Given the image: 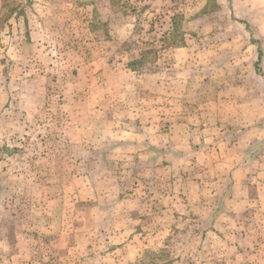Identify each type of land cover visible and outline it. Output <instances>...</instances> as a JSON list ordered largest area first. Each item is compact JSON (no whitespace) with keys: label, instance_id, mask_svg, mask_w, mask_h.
<instances>
[{"label":"rangeland","instance_id":"obj_1","mask_svg":"<svg viewBox=\"0 0 264 264\" xmlns=\"http://www.w3.org/2000/svg\"><path fill=\"white\" fill-rule=\"evenodd\" d=\"M0 264H264V0H0Z\"/></svg>","mask_w":264,"mask_h":264}]
</instances>
